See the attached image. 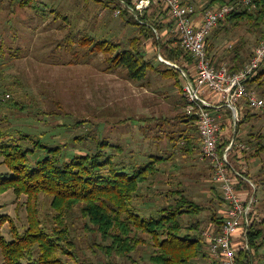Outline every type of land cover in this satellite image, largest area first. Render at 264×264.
Instances as JSON below:
<instances>
[{
  "label": "trees",
  "instance_id": "16d2710c",
  "mask_svg": "<svg viewBox=\"0 0 264 264\" xmlns=\"http://www.w3.org/2000/svg\"><path fill=\"white\" fill-rule=\"evenodd\" d=\"M91 1L106 9L110 8L111 11L119 10L122 15H128L126 24L140 28L142 41L133 37L126 46L113 40L88 38L87 34L80 41L83 49L90 54H102L105 72L122 69L133 82L146 80L150 72L170 80L182 100V106L178 109L181 114L178 116L179 122L189 126L176 137H170V143L175 149L173 154L166 157H146L141 154L134 156L126 154L119 145L97 140L92 152L65 161V146L47 145L38 137L13 133L8 119L0 118V194L11 192L15 198L20 199L17 207L22 206L26 211V225L22 232L17 230L11 217L0 212L2 264H93L80 259L77 253L73 223L71 219L68 220L74 209L79 211L84 225L86 224V231L101 236L103 243L99 248L106 255L126 259L140 245L151 242L156 248V255L151 259L154 264H193L195 261L208 260V246L203 234L199 232L201 226L198 217L207 209L202 204L184 195L182 189H175L171 195L176 196L175 204L167 203L149 216L140 207L144 205L140 201L145 199L142 189L151 187L150 184L157 181L159 176L163 177L168 170L177 167L172 163L176 152L192 158L197 155L209 163L203 157L196 119L187 116L184 111L183 87L187 80L194 81V58L181 47L179 37L174 32L175 23L162 7H153L140 16L130 12L135 7L133 0ZM203 1L206 2L200 8L193 0L196 11L215 5H236L241 0ZM252 1L254 8L240 7L234 10L218 23L208 37L206 52L215 67L218 68L225 62L229 71L237 72L249 60L244 42L234 49L217 53L214 46L220 37L224 38L230 33L232 27L248 24L252 32L259 33L264 40V0ZM7 6L10 8V15L14 14L15 7H20L21 10H33L43 20L53 14V18L69 23L67 16L48 9L39 0H9ZM165 34L174 36L165 41ZM68 36L70 37V33ZM150 40L156 51L153 56L147 53L145 45ZM67 41L73 44L71 38ZM3 54L4 49L0 48V57ZM1 86H4L0 85V105H3L2 98L9 97L10 89H3ZM247 88L264 100V64L257 69ZM5 102L13 105L17 112L23 111V107L13 98ZM239 106V117L234 124L232 112L226 107L222 109L223 118L217 120L221 126L218 151L222 155L231 147V161L237 163L235 167L231 164V169L242 176L235 177L237 190L245 189V185L249 186L242 180L246 176L241 172L242 169H238V161L248 149L255 153L263 150L264 142L252 139L253 136L248 134L257 122H264V109H252L242 102ZM164 122L167 123V120ZM80 124L77 122V125ZM239 130H246L248 135L238 137ZM77 140H81V137ZM241 145L245 146V150H242ZM208 165L213 174V166L210 163ZM214 185L217 187L215 186L213 194L221 207L225 205V201L218 185ZM240 186L243 188L239 189ZM167 198L169 194L163 199ZM45 206L51 210L50 216L42 214ZM208 216L212 225L209 228L219 232L224 221L222 216L211 209ZM186 218L190 221L188 227L184 225ZM248 222V225L243 223L240 234L235 238V259L237 264H264V231L255 224L252 212L248 215ZM7 223L10 227L8 236L2 232ZM212 264L215 263L212 261Z\"/></svg>",
  "mask_w": 264,
  "mask_h": 264
},
{
  "label": "rangeland",
  "instance_id": "374dc122",
  "mask_svg": "<svg viewBox=\"0 0 264 264\" xmlns=\"http://www.w3.org/2000/svg\"><path fill=\"white\" fill-rule=\"evenodd\" d=\"M8 1L0 0V48L4 49L0 57V85L10 89V94L2 98L0 118L8 119L13 133L38 137L47 145L65 146V161L92 152L97 140L119 145L126 154L134 156L173 154L175 147L170 137L177 136L174 124L181 115L178 109L182 100L170 80L150 72L146 80L133 82L122 69L105 72L102 54H90L80 45L87 34L88 38L113 40L126 46L133 37L142 41L140 28L126 24L128 15L91 0H39L48 9L67 16L69 23H66L53 18V14L43 20L33 10L20 7H15L14 14L10 15ZM195 1L198 7L204 4L203 0ZM252 31L248 24L232 27L214 46L217 53L234 49L244 42L249 57L246 65L263 40L259 33ZM169 35L165 34L163 40L174 36ZM69 38L73 44L67 41ZM145 45L147 53L153 56L156 51L152 40ZM11 98L23 107V111L17 112L13 105L5 102ZM79 137L81 140H77ZM262 147L257 154L249 149L245 151L241 161L249 163L241 172L246 179L250 177L252 183L245 181L249 186L245 185V189L240 186V190L236 187V190L244 202L250 203L252 199L255 224L264 231V142ZM172 163L178 168L168 170L150 184L151 187L142 189L145 199L140 201L144 204L140 205L141 210L149 216L167 203L175 204L176 196L171 197L173 190L182 189L184 195L207 208L198 217L202 235L212 226L208 211L217 212L221 205L213 194L215 183L210 166L197 155L192 158L177 152ZM229 163L234 167L237 164L231 161V156ZM166 194L169 198L163 199ZM19 201L11 192L0 194V212L11 217L17 230L22 232L26 211L22 206L17 207ZM42 214L50 216L51 210L45 206ZM69 216L80 259L93 264H154L151 259L156 255V248L151 242L140 245L129 258L109 256L99 248L103 243L101 236L86 231L79 211L74 209ZM184 225H190L187 218ZM2 232L8 236V223ZM2 261L0 253V264ZM195 262L193 264H212L211 258Z\"/></svg>",
  "mask_w": 264,
  "mask_h": 264
},
{
  "label": "built area",
  "instance_id": "2783aa9c",
  "mask_svg": "<svg viewBox=\"0 0 264 264\" xmlns=\"http://www.w3.org/2000/svg\"><path fill=\"white\" fill-rule=\"evenodd\" d=\"M133 2L135 7L130 12L134 15L141 16L153 7H162L166 10L169 19L175 23L174 32L179 37L181 47L194 58V81L187 80L183 87L184 111L187 116L196 119L203 157L213 166V181L221 190L226 205L220 231L215 232L208 228L203 237L211 261L215 264H237L235 238L240 234L243 223L249 224L248 215L251 212L252 199L250 203L244 202L236 190L235 177L242 176L231 169L229 163L231 147L222 155L218 151L221 126L211 108L230 109L233 124L238 120L241 102L252 109H264V100L258 98L255 91L247 88L257 69L264 64V40L254 50L250 62L237 72L229 71L226 64L215 67L207 55L206 44L220 21L225 20L240 7L252 9L255 5L252 0H241L236 5H215L204 8L203 11H196L193 0H133ZM211 95L217 98L215 100L217 104L212 105L209 102ZM241 148L245 150L244 145H241ZM242 180L246 181V178Z\"/></svg>",
  "mask_w": 264,
  "mask_h": 264
},
{
  "label": "crops",
  "instance_id": "0c3cea01",
  "mask_svg": "<svg viewBox=\"0 0 264 264\" xmlns=\"http://www.w3.org/2000/svg\"><path fill=\"white\" fill-rule=\"evenodd\" d=\"M205 2L206 1H204L203 3L205 4ZM204 4H203V6H204ZM200 11V10H199ZM199 13V12H198ZM196 17H197V15H196ZM223 64H225V62H223L222 63V65ZM192 72L194 73V71H193V69H192ZM217 98L213 95H211V96H209V100H211V101H209L212 105H214V104H217V102H215V100H216ZM222 109H223V107L221 108V109H218V108H215V107H212L211 108V111L213 112V114L217 117V120H220L221 118H223V111H222ZM180 120H176L175 121V126H174V128H176V129H178V131H177V135H179V133L181 132V131H184L189 125H187L186 123H184V122H179ZM174 123V122H173ZM180 125V126H179ZM248 130V129H247ZM254 131H256V132H254ZM232 133H233V131H232ZM248 134H251L252 136H253V138L252 139H259V140H261V141H263L264 140V122H257L256 124H255V127H253L252 128V131H249V133ZM247 134V131L246 130H244V131H241V130H239L238 131V137H241V138H243V137H245L246 135H248ZM187 157H188V155H187ZM242 158H243V156H242ZM242 158H240V160H239V162H238V165H240L239 167H240V169L241 168H244L246 165H248V163H249V161H247V160H245V162L244 163H242V161H241V159ZM199 160L200 161H204V160H202L201 158H199ZM253 161V160H252ZM209 164V163H208ZM177 166V165H176ZM178 168V167H177ZM212 176H213V174H212ZM250 178V177H249ZM249 178H247L246 179V181L247 182H251L250 181V179ZM212 179H213V177H212ZM252 183V182H251ZM250 183V184H251ZM260 185V184H259ZM216 186V185H215ZM217 187V186H216ZM225 205H223V206H221V207H219L218 209H217V214L219 215V216H222V218H223V212H224V210H225Z\"/></svg>",
  "mask_w": 264,
  "mask_h": 264
}]
</instances>
